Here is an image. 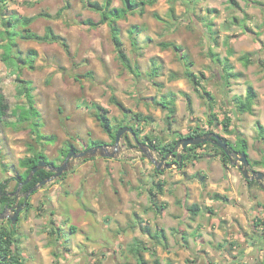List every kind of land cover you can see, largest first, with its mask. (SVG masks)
I'll use <instances>...</instances> for the list:
<instances>
[{
    "label": "rangeland",
    "instance_id": "374dc122",
    "mask_svg": "<svg viewBox=\"0 0 264 264\" xmlns=\"http://www.w3.org/2000/svg\"><path fill=\"white\" fill-rule=\"evenodd\" d=\"M235 2L156 0L143 14H128L119 25L129 68L118 58L106 23L95 28L81 23L99 19L86 0L0 4V73L10 103L9 115L0 123V179L23 171L18 161L33 153L30 147L55 164L64 157L61 148L70 143L77 151L85 149L88 140L111 148L93 104L108 110L114 126L139 128L142 143L130 148L121 138L118 158L76 159L70 170L52 176L28 196L30 209L21 210L20 220L12 223L14 247L25 264H138L131 249L135 239L143 247L142 264H264V226L254 224L264 217V188L249 184L240 163L225 164L209 145L199 148L201 157L182 168L158 173L147 155L156 160L161 155L145 140L148 136L153 142H173L194 128L215 132L232 144L244 139L249 169L264 173L261 162L253 163L264 159L259 135L260 126L264 128V0ZM112 4L121 6L122 1ZM58 10L61 16H56ZM15 15L33 17L26 29L38 34L52 27L66 39L69 54L56 42L20 38L24 25L5 24ZM133 25L139 28L132 35L137 48L128 32ZM162 42L181 46L194 63L192 71L204 73L200 92L211 94L212 108L184 76L175 46L163 48ZM245 54L248 63L241 59ZM31 58L33 67L24 63ZM225 58L240 74L230 77L227 86L220 67ZM153 65L159 67L154 77L149 75ZM24 80L33 87L41 131L55 135L53 142L38 144L30 125L13 116L27 102ZM249 84L256 94L252 110L235 111L234 95L244 96ZM164 95L175 98L171 117L157 103ZM112 96L125 110L111 102ZM134 113L151 121H137L130 117ZM225 116L231 119L229 132L221 123ZM195 203L201 210L193 215L188 206ZM13 212L10 208L4 213L0 226L11 229ZM70 226L76 227L75 233Z\"/></svg>",
    "mask_w": 264,
    "mask_h": 264
},
{
    "label": "trees",
    "instance_id": "16d2710c",
    "mask_svg": "<svg viewBox=\"0 0 264 264\" xmlns=\"http://www.w3.org/2000/svg\"><path fill=\"white\" fill-rule=\"evenodd\" d=\"M8 0H0V4H5ZM122 5L121 6H114L113 0H103L102 2L99 1H92V0H86V5L93 11H96L99 14V19L94 20L92 18H85L81 20V23L84 25H87L89 27H98L101 24H107L109 27L110 31V37L111 41L114 45V48L117 52L118 58L121 60L123 63L124 67H131L129 65V59L126 55V52L124 50L123 46V41L121 38V27L119 25V21L121 19H125L128 14H134V13H139L143 14L145 10L146 5H152L156 2V0H121ZM231 4H235V0H229ZM173 12V10H171ZM62 15V10H58L56 16H61ZM173 15V14H172ZM33 20V17H27V16H20V15H15L12 19H7L5 24L7 25H12L13 23H20L25 26L23 31L19 34L20 38L22 39H33L35 41H44V42H56L59 45L62 46V48L66 51V53L69 54V45L66 41V39L56 33L52 27L47 26L45 29V32L43 34H38L36 32H32L29 29H26V26L31 23ZM138 26L133 25L128 29V32L130 34V37L132 39V44L137 48V42L135 38H132V35L137 33L138 31ZM7 31V30H5ZM17 34V32H15ZM163 48H167L170 46H175L174 48L178 51L179 57L181 61L184 64L185 70L183 72L184 76L187 77V79L192 83L194 88L200 92L202 89V79L205 78L204 73L196 74L195 72L192 71V66L194 65L193 61L190 59V56L188 53L183 52V49L181 46L172 44V43H167V42H162L160 44ZM30 53H34L32 50ZM8 55L6 54L3 59H7ZM241 59H245L246 63H248L247 59V54L241 56ZM218 60V58H217ZM34 61V58H31L29 60V63L25 60L24 63L29 64L30 67L32 66V63ZM221 67V76H222V81L224 82V85L227 86L229 84L230 77H238L240 74L238 72H233V66L229 63L228 59L225 58L224 61H222V64L220 65ZM158 66L153 65L149 75L150 76H156L158 73ZM22 89L23 93L26 97V104L25 106H22V108L18 110L16 114H13V116L16 117V120L19 123H28L30 125V131L31 133L34 134V140L39 144L43 142L42 140H48V141H55L56 136L55 135H45L42 133L41 128H42V117L39 112V110L35 106V100L34 96L32 94V85H30V81H23ZM200 95L202 98L207 97L208 102V107L212 108V96L211 94L206 91L202 90V93L200 92ZM256 97L255 91L252 87V85H248L245 95H234L233 97V102L232 106L235 111H238L240 113L243 112H250L252 110V105L253 101ZM111 102L119 106L121 109L125 110L124 106L122 105L121 102H119L116 97L112 96L111 97ZM211 101V102H210ZM175 98H167L165 95L158 101L157 103L161 105L163 108H165L168 113L169 117L174 113L175 111ZM95 109H96V118L100 122V126L103 128V130L108 134V136L111 138V142H114V138L116 135L117 130L121 127L122 123H118L116 126H114L111 123V119L108 115V110L106 108H103L102 106L98 104H93ZM10 111V103L8 101V98L3 90L2 87V77L0 73V123L5 122L6 118L9 115ZM130 111L127 110V113H124L126 117H129L128 114ZM131 118H134L137 121H146L149 122L151 121V118L149 116H143L140 113H134ZM230 117L225 116L222 120L221 123L223 125V129L227 132H229V124H230ZM137 125V124H136ZM133 129L135 135L138 138L139 135V128L135 126H131ZM206 132H211V131H198L197 128L191 129L186 136H197L204 134ZM259 135L260 138H263L264 140V128L260 126L259 130ZM182 138V136H180ZM176 139L173 142H160L159 140H155L154 142L152 141V138H149L148 136L145 137V140H149V146L153 149H155L159 155L164 156L167 152H169L177 143V141L180 139ZM226 140L233 149L237 150L238 152L246 150V143L244 139L238 138L235 142V144H232L230 141H228L226 138H223ZM123 142L125 143L126 146L132 148L136 144L134 137L130 138L128 134L123 135L122 137ZM102 141L100 140H88L86 146L90 147L95 144H100ZM204 145H209L211 147L215 154L216 152L218 155L221 156V160L225 164L231 163L230 161V156L227 155L222 149L219 147L213 145L210 142H205L202 144L198 145H189L186 148L183 149V152L181 154L182 156V162L179 165L181 168L185 166V164L189 161H194L198 158L201 157V152H199V148H201ZM74 148L77 150V148L73 144H69L65 146L64 148H61L60 152L63 156H66V154L69 152L70 148ZM31 150L34 151V147H30ZM47 159V157L40 151H34L33 154L29 156H25L18 161V166L20 168H23L24 171L22 173H18L15 176H12L10 178H6L3 181H0V212L3 210V208H12L14 210L15 208V201H16V195H17V188H19L18 192L24 193L23 198L19 201V205L23 203L24 197L27 194L28 190L32 188L34 185L38 184L41 180L50 178L52 176V171L47 169V168H42L39 169L34 173V175L31 177L30 181L26 184H21V182L27 177L29 174L31 168L35 166L39 159ZM263 159V158H262ZM49 161H47L48 163ZM262 163L264 166V159L260 161H254V164H259ZM49 164V163H48ZM4 171H7V168L4 166ZM15 170V169H14ZM156 170V169H155ZM157 171V170H156ZM158 173H162L161 171H157ZM11 179H15L16 184L14 185L12 190L8 189L9 182ZM246 181L251 184V183H257L255 180H247ZM159 188L161 190V186L159 185ZM216 199L220 198L218 195H214ZM31 207L29 199L27 202H25V211L27 212ZM211 210L210 208H208ZM188 210L190 211L191 214L196 215L198 212L201 210V207L198 204H192L188 206ZM19 221V218H17ZM8 222L11 224V229L7 228L5 226H0V264H25V260L21 256V254L17 251V248L14 247L15 243L17 242L16 238V231L14 229L15 225H12V221L9 218ZM50 223H54L50 221ZM17 224V223H16ZM255 226H264V217L262 219H259L255 221ZM145 232L148 233L150 232L148 227H145ZM51 231H54V228H51ZM70 231L71 233L76 232V227L75 226H70ZM63 231H59V234H62ZM151 233V232H150ZM157 233V232H156ZM154 235V234H151ZM161 235L163 238H165L164 232H161ZM156 236V235H155ZM154 236V237H155ZM141 247L140 246V241L135 239L132 243L131 249L133 250L134 253L137 254V263L142 264L143 262V257L141 254Z\"/></svg>",
    "mask_w": 264,
    "mask_h": 264
},
{
    "label": "water",
    "instance_id": "95a60500",
    "mask_svg": "<svg viewBox=\"0 0 264 264\" xmlns=\"http://www.w3.org/2000/svg\"><path fill=\"white\" fill-rule=\"evenodd\" d=\"M127 132H129L134 137V140L137 146L140 147V143L133 129L129 126H125V125L121 126L116 132L114 142L111 148L110 146L106 144H102V143L95 144L93 146H90L80 151H77L71 147L69 152L66 154L65 159L58 166L54 168L55 172L53 174V177L54 178L58 177L62 173L70 170L73 167L74 160L76 159L84 160V159H88L92 157H99V156L113 158V159L118 158L121 152V150L118 147L120 144V140L123 137V135ZM205 142H210L213 145L222 149L227 155L230 156V161L234 165H238V163H240L239 168H240V172L242 173L243 177L247 180L257 181L258 184L264 188V173H262L261 171H254V170L249 169L250 160L248 158L246 150L240 151L239 153L233 154L232 156V150L229 148V143L225 141L222 136L212 131L206 132L204 134L197 135V136H185V137L180 138L175 144V146L169 152H167L164 155L163 159L161 160H156L155 158H153L151 154H148L147 158L151 160V162L155 165V168L157 171L163 170V169H171V168L176 167L177 165H180L182 162V156L179 152V148L184 149L189 145H198V144H202ZM146 149L149 150V147H147ZM171 155H175L176 162L167 161V159H169ZM232 157L234 158V160ZM42 168H47V165H46L45 160L40 158L38 163L31 168L29 174L21 182V184L28 183L31 177L34 175V173ZM49 180L50 178L43 179L38 184L30 188L24 197L23 203L27 202V198L30 194L35 192L39 187L47 183ZM16 191L18 192L19 188H17ZM23 207H24L23 204L15 206L12 216L9 217L12 223H15V221L17 220L18 214L23 209ZM6 211H7V208L3 209V211L0 213V220L7 217L4 214Z\"/></svg>",
    "mask_w": 264,
    "mask_h": 264
},
{
    "label": "flooded vegetation",
    "instance_id": "af4514ba",
    "mask_svg": "<svg viewBox=\"0 0 264 264\" xmlns=\"http://www.w3.org/2000/svg\"><path fill=\"white\" fill-rule=\"evenodd\" d=\"M225 141H226V140H225ZM139 143H140V147H141V146H142V143H141L140 141H139ZM86 148H88V147H86ZM229 148L232 150V156H233V154L239 153L237 150L233 149L232 146H231L230 144H229ZM145 150H147V149H144V151H145ZM65 157H66V156H64V157L62 158L61 162L65 159ZM163 157H164V156H161V159H163ZM92 158H94V157H92ZM232 158H233V157H232ZM88 159H90V158H88ZM161 159H160V160H161ZM44 160H45V162H46L47 169L51 170L53 174H54V172H55V169H54V168H55L56 166H58V165L61 163V162H59L58 164H55V162H53V161H49L48 159H44ZM84 160H85V159H84ZM175 160H176L175 155H171L170 158L167 159V161H173V162H176ZM233 160H234V158H233ZM47 161H49V162H48L49 164L47 163ZM167 161H166V162H167ZM231 163H232V162H231ZM177 166H179V165H177ZM177 166H176V167H177ZM155 169H156V168H155ZM155 171H156V170H155ZM158 171H161V172H162V170H158ZM156 172H157V171H156ZM53 174H52V176H53ZM52 176H51V177H52ZM51 177H50V178H51ZM23 196H24V193H22V196H21V197H18V192H17V195H16V201H15V204H14L15 206H18V205H19L18 203H19V201L23 198ZM27 200H28V198H27ZM23 202H24V200H23ZM22 204L24 205L23 209H25V203H22ZM3 209H5V208H3ZM8 209H10V208H7V210H8ZM11 209H12V208H11ZM23 209H22V210H23ZM2 211H3V210H2ZM2 211H1V212H2ZM13 211H14V210H13ZM1 212H0V213H1Z\"/></svg>",
    "mask_w": 264,
    "mask_h": 264
},
{
    "label": "crops",
    "instance_id": "0c3cea01",
    "mask_svg": "<svg viewBox=\"0 0 264 264\" xmlns=\"http://www.w3.org/2000/svg\"><path fill=\"white\" fill-rule=\"evenodd\" d=\"M33 153H34V151H33ZM33 153H32V154H33ZM24 157H25V156H24ZM22 169H23V168H22ZM14 171H15V170H14ZM23 171H24V169H23ZM23 171H22V172H23ZM22 172H20V173H22ZM5 173H9V174H10L11 172L8 170V172L6 171ZM12 176H15V175H12V174H11L10 177H12ZM10 177H6V176H4V178H3V179H0V181H3L4 179H6V178H10ZM12 181H13V183H14V185H15L17 180H15V179H11V181L9 182V185H8V186H9V187H8L9 190H12V189H13V188L10 187L11 184H12ZM29 201H30V200H29ZM23 212H26L25 209H23ZM20 214H21V213H20ZM18 218H19V220H20V216H18Z\"/></svg>",
    "mask_w": 264,
    "mask_h": 264
}]
</instances>
